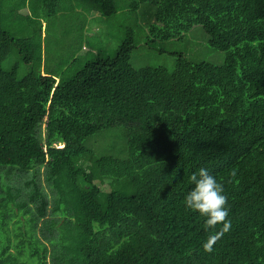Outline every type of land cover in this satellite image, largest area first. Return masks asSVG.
Instances as JSON below:
<instances>
[{
	"label": "trees",
	"instance_id": "trees-1",
	"mask_svg": "<svg viewBox=\"0 0 264 264\" xmlns=\"http://www.w3.org/2000/svg\"><path fill=\"white\" fill-rule=\"evenodd\" d=\"M58 1H43L45 18ZM83 1L101 19L122 2L146 4L154 22L143 43L197 32L207 59L179 53L171 69H135L130 30L113 57L57 80L40 72L41 30L12 35L0 0V264H264V0ZM13 49L31 65L22 78L17 65L3 69ZM118 127L126 159L77 165L86 138ZM200 168L228 198L231 228L214 241L221 225L206 228L183 202ZM12 171L24 176L19 189ZM100 178L132 193L111 191L102 203Z\"/></svg>",
	"mask_w": 264,
	"mask_h": 264
},
{
	"label": "rangeland",
	"instance_id": "rangeland-1",
	"mask_svg": "<svg viewBox=\"0 0 264 264\" xmlns=\"http://www.w3.org/2000/svg\"><path fill=\"white\" fill-rule=\"evenodd\" d=\"M44 0H2L3 25L15 37H30L37 29L42 33V64L40 72L53 75L57 80H68L87 61L101 57H113L119 42L126 37L127 31H134L136 49L131 54L130 63L135 69L149 67L172 68V55L183 54L194 61L205 60L208 52L205 40L197 32L188 33L182 42L169 40L162 44L160 40L146 44L140 35L146 38V25L154 22L151 8L140 4L136 8L125 2L120 3L117 13L108 18H99L94 10L83 0H59L54 16L45 18L50 4ZM1 8V7H0ZM56 12V11H55ZM151 40V39H150ZM153 40V39H152ZM167 43V44H166ZM214 52L215 51H210ZM173 57V56H172ZM17 65L18 77H24L31 65L24 63L16 49L3 63V69L9 71ZM127 139L122 127L106 129L83 141L85 153L78 160L79 167L88 166L100 158L111 156L120 160L127 158ZM60 146V144H58ZM13 187H22L24 176L12 171ZM36 181L46 194L50 188L45 171L37 173ZM98 199L103 203L105 195L111 191L131 194L132 188L125 182L115 179H99Z\"/></svg>",
	"mask_w": 264,
	"mask_h": 264
},
{
	"label": "clouds",
	"instance_id": "clouds-1",
	"mask_svg": "<svg viewBox=\"0 0 264 264\" xmlns=\"http://www.w3.org/2000/svg\"><path fill=\"white\" fill-rule=\"evenodd\" d=\"M234 175V173H233ZM193 187L184 196V205L187 209L198 213L205 218V226L208 229H217L209 237L215 240L218 234L230 231L231 221L228 219V198L224 194V184L210 174L206 168H200L198 172L190 176ZM206 250H211V245L205 243Z\"/></svg>",
	"mask_w": 264,
	"mask_h": 264
},
{
	"label": "crops",
	"instance_id": "crops-1",
	"mask_svg": "<svg viewBox=\"0 0 264 264\" xmlns=\"http://www.w3.org/2000/svg\"><path fill=\"white\" fill-rule=\"evenodd\" d=\"M42 73H44V72L42 71Z\"/></svg>",
	"mask_w": 264,
	"mask_h": 264
}]
</instances>
